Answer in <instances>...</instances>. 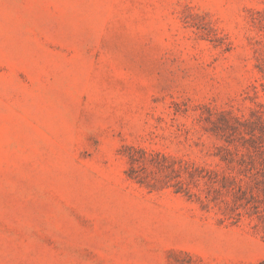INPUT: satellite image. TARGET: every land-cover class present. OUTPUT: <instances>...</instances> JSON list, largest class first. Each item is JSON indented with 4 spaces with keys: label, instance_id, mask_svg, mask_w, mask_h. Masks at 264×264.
Wrapping results in <instances>:
<instances>
[{
    "label": "rangeland",
    "instance_id": "1",
    "mask_svg": "<svg viewBox=\"0 0 264 264\" xmlns=\"http://www.w3.org/2000/svg\"><path fill=\"white\" fill-rule=\"evenodd\" d=\"M0 264H264V0H0Z\"/></svg>",
    "mask_w": 264,
    "mask_h": 264
}]
</instances>
